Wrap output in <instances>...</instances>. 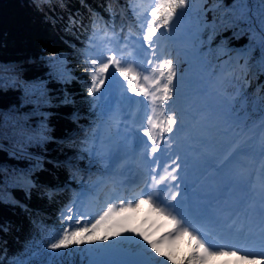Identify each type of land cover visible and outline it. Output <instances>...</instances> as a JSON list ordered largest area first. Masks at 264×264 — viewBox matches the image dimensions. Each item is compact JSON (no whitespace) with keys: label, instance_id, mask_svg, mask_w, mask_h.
<instances>
[{"label":"snow or ice","instance_id":"1","mask_svg":"<svg viewBox=\"0 0 264 264\" xmlns=\"http://www.w3.org/2000/svg\"><path fill=\"white\" fill-rule=\"evenodd\" d=\"M50 3L34 0L38 9ZM198 3L207 0H130L136 23L119 30L92 20L82 50L96 116L82 141L89 178L60 210L62 227L48 232L43 249L26 246L7 260L4 249L0 264H176L171 246L185 236L187 264L219 256L264 264V95L257 94L264 86L247 91L251 79L264 75V0H214L212 9L196 8ZM208 10L219 13L212 24L204 19ZM193 15L183 40L188 48H207L196 79L188 77L187 52L177 47L181 23ZM227 31L231 36L213 48L216 35ZM241 37L246 45L230 47ZM51 60L56 78L67 83L65 57L53 53ZM25 89L26 102L49 104L43 82ZM28 118L16 109L0 114V149L9 142L15 154L50 138L46 124L33 129ZM10 179L33 186L26 175L6 176L5 182ZM144 204L163 218L159 227L169 229L157 239L128 226ZM165 242L168 251L162 250Z\"/></svg>","mask_w":264,"mask_h":264},{"label":"trees","instance_id":"2","mask_svg":"<svg viewBox=\"0 0 264 264\" xmlns=\"http://www.w3.org/2000/svg\"><path fill=\"white\" fill-rule=\"evenodd\" d=\"M231 3L232 0H222L223 5ZM70 17L77 21L75 25L70 24ZM119 18L128 20L129 25L136 23L130 0H51L39 9L34 0H0V78L5 82L0 87V114L13 109L28 113L27 126L34 129L44 123L50 137L15 154H10L13 148L9 142L0 149V195L4 197L0 200V227L9 229L0 231V256L5 255L6 249V260L22 254L26 246L43 249L48 232L62 227L60 210L80 189V183L89 178L88 161L81 158L82 141L84 130L93 125L96 116L87 96L90 79L83 71L82 50L93 19L116 26ZM192 22V16L185 17L181 24L188 28ZM230 36L231 31L219 33L212 47L221 37ZM247 42V37H241L229 43L230 47L239 48ZM197 51L206 52L207 48ZM53 53L65 57L62 67L71 77L67 83L56 78ZM36 82H43L47 89V106L37 108L26 102L30 97L25 95V85ZM258 86H264V75L251 79L247 91L255 93ZM257 94L264 95V87ZM66 97L70 103H64ZM95 171L93 167L92 172ZM74 172L76 179L72 178ZM24 175L32 187L17 186L23 184L22 179L5 182L6 176L15 179ZM49 193H53L51 198ZM180 251H184L182 246L178 254H183ZM94 258L111 259L104 254H95Z\"/></svg>","mask_w":264,"mask_h":264},{"label":"rangeland","instance_id":"3","mask_svg":"<svg viewBox=\"0 0 264 264\" xmlns=\"http://www.w3.org/2000/svg\"><path fill=\"white\" fill-rule=\"evenodd\" d=\"M213 5H214V0H207V3H205L203 5L198 3V4H196L195 7L196 8L203 7L204 9H212ZM218 17H219L218 12L208 10V11H206L204 19L208 24H212L213 19H216ZM192 19H193L192 23L194 25L195 24V16L194 15L192 16ZM126 23L129 25L128 20L126 22L124 20H120L119 26H121V24L126 25ZM185 29H186L185 25L181 24V30L179 33H177V47H179L181 49L182 55L184 52H187V60H190L191 65H192L191 71L188 73V77L192 78V79H196L199 72H200V64H201L200 52H198L197 50L192 52L191 49L186 46V44L183 40V33H184ZM117 30H119V29H117ZM175 51L176 50L174 49V51H173L174 55H175ZM187 60H182L181 67H183L185 69L188 68ZM207 102H210V100ZM94 209H95V206L93 208V211H94ZM156 218H157L156 213L151 211L149 206L144 204L140 207V209H138L134 214H132V219L129 222L128 226L136 228L138 231L150 230L152 233H154L153 238L157 239L161 235L165 234L169 229H166V228L160 229L159 225H161V223L163 222V218H161L159 221H157ZM158 228H159V230L157 231ZM182 241H183V244L185 246L186 252L183 253L182 255L178 256L177 255V248L179 247L178 242H182ZM108 242H112V240H109ZM162 250H164V251L169 250V246H168L167 242H165V244L162 246ZM171 250L174 253V256L176 259V264H182V262H183V264H187L185 258L190 251L189 239L182 238V239L175 241V243L171 246ZM209 264H224V263H223L222 258L212 257L209 260ZM228 264H237V263H235L234 261H231Z\"/></svg>","mask_w":264,"mask_h":264}]
</instances>
